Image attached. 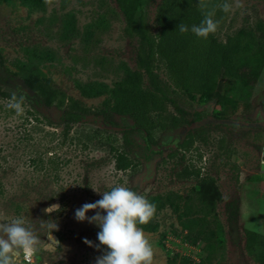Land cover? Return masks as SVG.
Masks as SVG:
<instances>
[{
  "label": "rangeland",
  "instance_id": "1",
  "mask_svg": "<svg viewBox=\"0 0 264 264\" xmlns=\"http://www.w3.org/2000/svg\"><path fill=\"white\" fill-rule=\"evenodd\" d=\"M129 1L135 5L127 36L114 0H42L39 7L0 0V62L13 74H0V85L18 96L23 109L18 114L9 107L16 101L0 100V221L23 218L35 225L42 241L30 262L22 260L21 252L16 264H96L107 250L97 239L100 229L77 221L75 211L116 186L156 205L147 224L137 223L152 246V264H264V66L251 85L219 75L215 90L198 101L173 89L164 66L152 62L150 75L140 73L141 87L163 89L164 115L180 124L155 131V146L148 150L135 143L124 148L134 163L125 171L114 169L113 152L95 136L85 148L60 144L59 111L41 107L24 87V80L49 82L86 109V129L99 127L100 121L127 125L113 104L120 86L137 70L140 31H158L154 15L161 3ZM192 2L203 15L215 11L219 27L211 35L220 43L240 29L254 31L258 21L264 23V0H241L242 8L235 7L236 0H205V9L199 0ZM223 3L232 5L228 13L218 7ZM31 109L52 124L31 131L33 121L24 119ZM196 115L199 122L192 121ZM79 130L73 127L69 136ZM27 131L31 138L25 140ZM50 133L52 137L45 136ZM114 137L112 146L121 148L119 134ZM43 148L62 162L55 182L28 164L33 150ZM192 171L198 175H182ZM57 189L59 194L52 196ZM54 201L61 211L45 215L43 209ZM50 218L59 226L52 233L54 245L40 230V219Z\"/></svg>",
  "mask_w": 264,
  "mask_h": 264
},
{
  "label": "trees",
  "instance_id": "2",
  "mask_svg": "<svg viewBox=\"0 0 264 264\" xmlns=\"http://www.w3.org/2000/svg\"><path fill=\"white\" fill-rule=\"evenodd\" d=\"M26 4L39 7L42 0H23ZM125 22V34L130 35L132 11L134 3L129 0H114ZM136 1V0H134ZM204 15L194 6L192 0H161L154 15V23L158 28L155 34L140 31V39L136 53V68L131 78L119 88L113 112L127 117V125H105L99 122V127L86 129L85 117L87 111L71 98L52 88L50 83L41 80H24V87L35 96L41 107L59 111L58 123L61 125L59 143L79 144L85 148L93 136L99 145H108L113 152V167L116 171H125L134 165L128 155L127 148L135 143L148 150L155 146L153 134L155 131L173 129L180 124L178 118H167L164 115L166 101L163 89L149 90L141 87L140 73L150 75L152 62L159 61L163 66L166 78L171 87L190 100L202 101L209 96L216 87L219 75L227 80H240L246 85L254 84L264 66V23L258 21L255 30L240 29L223 43L215 40L210 34L207 39L197 37L191 32L193 25H199ZM184 23L189 31L181 34L178 25ZM0 74L12 76L8 70L2 68ZM0 85V100H13ZM16 97H18L16 95ZM24 119L33 121L31 131H37L38 125H51L48 117L37 114L31 109L25 111ZM192 121L199 122V116ZM190 123V122H188ZM73 127H79L75 136H69ZM116 134H119L121 148H114ZM52 137L53 134H45ZM30 131L23 139L28 140ZM118 141V140H117ZM51 149V148H50ZM35 156L28 158V164L34 173H43L52 182L57 179L56 172L62 164L60 158L52 154L47 148L40 151L33 150ZM49 156L46 157V155ZM64 164V163H63ZM182 175L197 176V171ZM106 250L103 251V254Z\"/></svg>",
  "mask_w": 264,
  "mask_h": 264
},
{
  "label": "clouds",
  "instance_id": "3",
  "mask_svg": "<svg viewBox=\"0 0 264 264\" xmlns=\"http://www.w3.org/2000/svg\"><path fill=\"white\" fill-rule=\"evenodd\" d=\"M48 2V0H46ZM201 9L207 8L205 0H199ZM218 7L225 13L232 9L229 3H223ZM235 7L242 8L241 0H236ZM215 11H207L199 25H193L191 32L197 37L207 39L214 34L219 21L213 16ZM181 34L187 33L189 28L184 23L178 25ZM16 101L9 105L20 114L23 109L21 102ZM22 97L20 100L22 101ZM95 190V189H94ZM97 191V190H95ZM59 189L52 196L58 195ZM99 192V191H97ZM61 211L59 204H51L43 209L45 215ZM95 211V215L89 217L87 213ZM103 211L106 214H101ZM156 212V205L150 203L140 193L124 186L113 187L110 191H104L102 198L94 203H85L75 211V219L79 222L87 220L90 224H96L100 231L97 239L100 245L106 246L105 253L97 257L96 264H152L153 249L139 224H147ZM40 230L45 236L52 239V233L59 230L58 223L53 219L47 221L40 219ZM85 244L93 246L91 241L84 240ZM42 241L37 235V229L33 224H26L23 218L17 217L10 222L0 221V264H16V258L22 252L25 259L30 262L31 257L41 248ZM97 245L96 247H99Z\"/></svg>",
  "mask_w": 264,
  "mask_h": 264
},
{
  "label": "water",
  "instance_id": "4",
  "mask_svg": "<svg viewBox=\"0 0 264 264\" xmlns=\"http://www.w3.org/2000/svg\"><path fill=\"white\" fill-rule=\"evenodd\" d=\"M262 159H264V149H263V156ZM52 204H58L57 201H54ZM51 241V243L54 245L55 244V237L52 235V239H49Z\"/></svg>",
  "mask_w": 264,
  "mask_h": 264
},
{
  "label": "built area",
  "instance_id": "5",
  "mask_svg": "<svg viewBox=\"0 0 264 264\" xmlns=\"http://www.w3.org/2000/svg\"><path fill=\"white\" fill-rule=\"evenodd\" d=\"M22 260H23L24 262H29L28 260L25 259V257H24L23 254H22Z\"/></svg>",
  "mask_w": 264,
  "mask_h": 264
}]
</instances>
